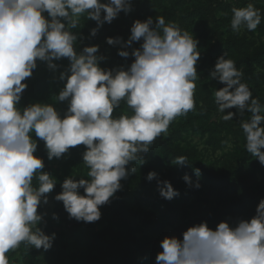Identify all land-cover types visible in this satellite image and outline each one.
Wrapping results in <instances>:
<instances>
[{
    "label": "clouds",
    "instance_id": "clouds-1",
    "mask_svg": "<svg viewBox=\"0 0 264 264\" xmlns=\"http://www.w3.org/2000/svg\"><path fill=\"white\" fill-rule=\"evenodd\" d=\"M133 11L134 0H0V264H12L8 254L21 245L41 255L52 249L57 233H46L48 213L42 209L58 183L61 191L52 198L62 202L69 219L99 221L101 208L117 198L136 165L146 163L157 139L168 135L178 117L196 111L199 39L177 22L148 16L133 20L127 39L105 37L125 61L112 67H102L109 58L99 44H85L105 23ZM231 13L237 35L255 32L264 19L252 0ZM82 19L95 22L87 37ZM41 65L59 86L55 102L22 105L28 80ZM208 79L223 85L213 93L220 119L239 118L245 151L264 166V104L243 71L224 51ZM40 143L48 161L66 159L82 146L86 176L71 171L61 182L45 171L44 158L36 155ZM171 164L191 163L178 155ZM145 179L156 180L166 200L179 195L155 171ZM182 179L190 188L201 187L188 174ZM51 218L59 221L55 212ZM160 248L155 264H264V198L250 218L229 217L214 229L202 221L182 238L165 236Z\"/></svg>",
    "mask_w": 264,
    "mask_h": 264
},
{
    "label": "trees",
    "instance_id": "trees-1",
    "mask_svg": "<svg viewBox=\"0 0 264 264\" xmlns=\"http://www.w3.org/2000/svg\"><path fill=\"white\" fill-rule=\"evenodd\" d=\"M248 2L134 0L132 13L127 16L121 13L112 24L105 23L96 37L85 40V44H99L100 53L109 58L102 67H112L125 61L117 55V47L105 42V37L119 35L127 39L133 20L148 16L162 15L166 21L177 22L199 39L197 109L178 117L170 125L168 135L157 139L145 157L146 163L136 165V173L122 181L123 189L116 193L117 198L101 208L99 221L84 223L69 219L62 202L52 198L61 191L58 183L49 197L50 204L42 209L48 213L46 233H57L52 249L41 255L38 250L29 251L21 245L8 254L12 264H155L157 253L162 251L160 241L165 236L182 238L188 227L202 221L214 229L229 217L247 219L255 214L256 205L264 198V166L245 151L239 118L228 122L220 119L213 93L223 85L208 79L216 58L226 51L228 58L235 60L237 68L243 71L253 95L264 104V19L255 32L237 35L230 27L231 8L246 6ZM252 2L264 13V0ZM81 27L87 37L95 22L82 19ZM28 85L22 105L55 102L59 86L51 81V74L43 65L28 80ZM202 106L206 111L201 112ZM121 111L128 110L122 106ZM248 116L245 113L243 119ZM82 151L81 146L72 149L66 159L48 161L40 143L36 155L44 158L45 171L62 182L71 171L86 176ZM178 155H186L191 164L172 165L171 159ZM196 168L200 169L199 177L193 171ZM149 171L157 172L161 180L170 181L179 195L171 201L162 198L156 180L145 179ZM185 174L193 182L199 180L201 187H188L182 179ZM53 212L58 214V222L51 218Z\"/></svg>",
    "mask_w": 264,
    "mask_h": 264
},
{
    "label": "rangeland",
    "instance_id": "rangeland-1",
    "mask_svg": "<svg viewBox=\"0 0 264 264\" xmlns=\"http://www.w3.org/2000/svg\"><path fill=\"white\" fill-rule=\"evenodd\" d=\"M217 156V155H216Z\"/></svg>",
    "mask_w": 264,
    "mask_h": 264
}]
</instances>
